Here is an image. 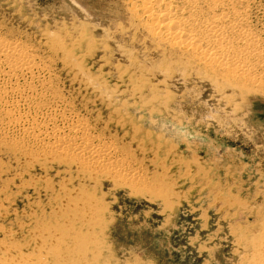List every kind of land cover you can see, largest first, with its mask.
Masks as SVG:
<instances>
[{"label": "rangeland", "instance_id": "rangeland-1", "mask_svg": "<svg viewBox=\"0 0 264 264\" xmlns=\"http://www.w3.org/2000/svg\"><path fill=\"white\" fill-rule=\"evenodd\" d=\"M233 1L264 45V0ZM132 4L0 0V37L35 61L24 99L0 96L23 116L0 111V264H264V82L163 42ZM74 126L112 172L37 149Z\"/></svg>", "mask_w": 264, "mask_h": 264}, {"label": "bare ground", "instance_id": "bare-ground-1", "mask_svg": "<svg viewBox=\"0 0 264 264\" xmlns=\"http://www.w3.org/2000/svg\"><path fill=\"white\" fill-rule=\"evenodd\" d=\"M132 5L134 8L135 6L141 7V15L145 17L144 24L147 26V32L159 36L163 42L181 50L190 49L203 60L205 65V62H208L223 68L231 67L233 74H238L244 80L264 82V74L257 72V70L264 71V45L259 38V32L253 30L247 23L249 19H243L242 14L236 10L235 1L140 0V4ZM201 5H213V11L208 13L202 11ZM218 8L221 11L216 12ZM135 10H133V14L135 12L137 15ZM34 68V59L27 55L17 43L0 37V75L5 78L9 76L8 79L0 83V96L13 90L17 91L16 94H20L24 99L23 92L26 88L13 89L12 80L20 73H29L28 70ZM17 103L18 101L12 103L14 108L2 105L0 109L2 115L10 118L8 123L12 126L22 124L23 116L14 112ZM52 135L54 137L50 136V140L48 138V141L36 144L37 149L53 147L58 155L77 160L78 164L98 165L104 163L108 165L110 172L115 168L116 164L113 165L115 158L109 152L96 148L84 135L81 136L77 133L76 126L70 128V133L63 135L59 129H55ZM126 175L128 176L127 173ZM122 176L127 180L131 178L125 176V173H122ZM262 243L264 258V233Z\"/></svg>", "mask_w": 264, "mask_h": 264}]
</instances>
